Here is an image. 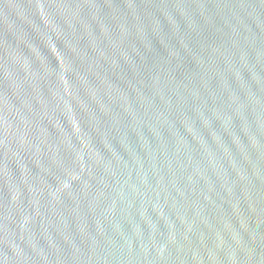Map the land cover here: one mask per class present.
Here are the masks:
<instances>
[{"label":"water","instance_id":"water-1","mask_svg":"<svg viewBox=\"0 0 264 264\" xmlns=\"http://www.w3.org/2000/svg\"><path fill=\"white\" fill-rule=\"evenodd\" d=\"M0 264H264V0H0Z\"/></svg>","mask_w":264,"mask_h":264}]
</instances>
